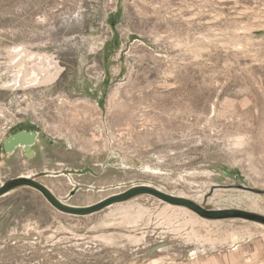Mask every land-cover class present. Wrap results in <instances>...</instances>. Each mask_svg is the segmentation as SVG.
Returning a JSON list of instances; mask_svg holds the SVG:
<instances>
[{"label": "rangeland", "instance_id": "rangeland-1", "mask_svg": "<svg viewBox=\"0 0 264 264\" xmlns=\"http://www.w3.org/2000/svg\"><path fill=\"white\" fill-rule=\"evenodd\" d=\"M25 51L46 57L21 88ZM20 130L33 155L5 146ZM244 211L264 0H0V264H264Z\"/></svg>", "mask_w": 264, "mask_h": 264}, {"label": "bare ground", "instance_id": "bare-ground-1", "mask_svg": "<svg viewBox=\"0 0 264 264\" xmlns=\"http://www.w3.org/2000/svg\"><path fill=\"white\" fill-rule=\"evenodd\" d=\"M13 51H15L17 53H21V52L18 51V48L17 47H14L13 48ZM23 54H24L23 60H21L18 63L14 62V65L16 67H18V69L20 71V72H18L16 74V77L14 78V84L16 85V87L19 84V86L21 88L26 87L25 86V83H23L24 80H30V79H33L34 80V78H38V76H39L38 75V73H39L38 70H43V69L40 68V66H37V63H32V61L33 60H37V58L42 59V57H44V56L46 57V54H43V55L38 54L35 57L34 55L27 54L26 51L23 52ZM38 62H39V64H42V60L41 61H38ZM54 63L57 64L56 62H54ZM47 65H48V68H49L48 70H51V69H53V68L56 67V65H53L51 62H48ZM58 68H60V67L57 66V69ZM57 73H58V71H57ZM57 73L55 74V76L53 77V79L57 76ZM20 75H21V77H20ZM38 135H39V133H36L35 140H34L33 143H31L29 145H27V144H21L19 146H22L30 155H33L34 152L31 149V147L34 144H36V138H37ZM10 152H11V150H10Z\"/></svg>", "mask_w": 264, "mask_h": 264}, {"label": "water", "instance_id": "water-1", "mask_svg": "<svg viewBox=\"0 0 264 264\" xmlns=\"http://www.w3.org/2000/svg\"><path fill=\"white\" fill-rule=\"evenodd\" d=\"M35 134L33 132L27 131V130H20L12 135H10L6 141L5 146L8 150L15 149L16 146H19L21 144H31L34 142ZM246 215L258 218L261 220H264V215L259 214L257 212L253 211H244Z\"/></svg>", "mask_w": 264, "mask_h": 264}, {"label": "trees", "instance_id": "trees-1", "mask_svg": "<svg viewBox=\"0 0 264 264\" xmlns=\"http://www.w3.org/2000/svg\"><path fill=\"white\" fill-rule=\"evenodd\" d=\"M136 190H148V188L146 187H138ZM51 199H53V195H51V193H47ZM54 200V199H53ZM56 202V201H55ZM62 207V206H61Z\"/></svg>", "mask_w": 264, "mask_h": 264}, {"label": "flooded vegetation", "instance_id": "flooded-vegetation-1", "mask_svg": "<svg viewBox=\"0 0 264 264\" xmlns=\"http://www.w3.org/2000/svg\"><path fill=\"white\" fill-rule=\"evenodd\" d=\"M40 135V134H39ZM39 135L37 136V138H36V142H37V139H38V137H39ZM35 145V144H34ZM33 148V146L31 147V149ZM33 152H34V150H33Z\"/></svg>", "mask_w": 264, "mask_h": 264}]
</instances>
